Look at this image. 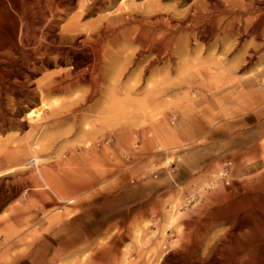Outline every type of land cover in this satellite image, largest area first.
Returning <instances> with one entry per match:
<instances>
[{"label": "rangeland", "instance_id": "rangeland-1", "mask_svg": "<svg viewBox=\"0 0 264 264\" xmlns=\"http://www.w3.org/2000/svg\"><path fill=\"white\" fill-rule=\"evenodd\" d=\"M193 1L159 0L161 12L174 16V49H167L165 30L156 50L138 54L133 46L126 74L104 83L76 123L65 121L29 141L30 132L18 124L0 130V147L11 143L25 152L22 165L0 178V197L19 189L0 205V264H214L201 258L218 236L233 250L228 229L236 217L211 221L225 203L233 211L247 206L252 193L264 196L258 127L264 119V0H244L249 6L238 16L225 6L208 11L191 26L186 14ZM151 89L159 91L155 121L131 123ZM87 91L81 86L75 96L47 102ZM107 106H114L115 122L96 129L92 120ZM32 110L37 106L24 112ZM251 138L258 150L248 149ZM246 219L253 223V216ZM181 257L188 262L179 263Z\"/></svg>", "mask_w": 264, "mask_h": 264}, {"label": "bare ground", "instance_id": "bare-ground-1", "mask_svg": "<svg viewBox=\"0 0 264 264\" xmlns=\"http://www.w3.org/2000/svg\"><path fill=\"white\" fill-rule=\"evenodd\" d=\"M209 1V4L202 0L191 3L186 14L191 26L204 22L208 11L213 15L225 6L237 15L245 12L243 6H249L244 0ZM173 19L168 11L161 12L159 0L146 5H133L130 0H0V130L18 124L30 132L29 141L32 135L65 121L76 123L82 107L102 93L104 83L109 80L117 83V77L126 74L136 52L143 54L156 50L161 31H166L167 49H174ZM233 19L229 27L235 24L236 19ZM214 25L209 28L213 29ZM135 45L138 49L129 57ZM117 65L120 67L114 69ZM48 70L53 72L47 73ZM38 75L41 78L37 80ZM81 86L88 87L85 96L52 105L47 102L52 96H75ZM7 91L11 100L6 99ZM158 93L151 89L150 98L137 103L139 113L133 116L131 123L155 121ZM33 106H37L36 112H24ZM112 107L107 106L100 117L92 120L96 129L115 122ZM86 108L93 111V106ZM258 127L259 137H263L264 119ZM121 137L126 139L127 134ZM253 138L248 141L253 142L248 148L250 151L259 149ZM88 144L90 146L91 142ZM22 149L21 145L11 143L0 147V178L22 165L25 157ZM38 151L35 149L34 154ZM4 168L6 173L3 174ZM45 173L39 168L38 174L47 188L61 199L55 183L46 179ZM18 192L15 188L10 194L1 195L0 205ZM220 194L226 198L224 190ZM249 199L247 206L233 211L228 210V203H225L223 214L216 215L211 221L217 224L236 217L228 229L233 250L218 236L205 244L202 260L210 257L214 264H264V196L252 193ZM66 201L73 203L71 199ZM212 203L218 204L219 200L213 198ZM249 215L253 216V223L247 222ZM190 226L194 225L191 223ZM194 230L200 231L199 234L207 232L201 231L199 225H195ZM252 236L256 238L252 239ZM185 261L188 262L181 257L179 263Z\"/></svg>", "mask_w": 264, "mask_h": 264}]
</instances>
